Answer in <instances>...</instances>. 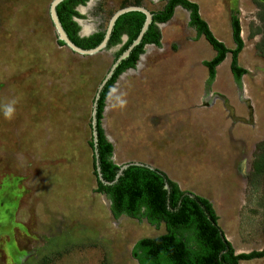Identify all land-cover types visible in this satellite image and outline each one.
<instances>
[{"label":"rangeland","instance_id":"rangeland-1","mask_svg":"<svg viewBox=\"0 0 264 264\" xmlns=\"http://www.w3.org/2000/svg\"><path fill=\"white\" fill-rule=\"evenodd\" d=\"M51 1L0 0V264H138L134 244L165 234L164 224L148 222L143 212L112 216L110 201L96 192L89 146L94 96L123 44L93 56L58 45ZM190 1L229 50L235 47L231 18L238 19L237 61L247 71L239 85L230 54L209 83L203 63L214 51L178 7L170 26L160 27V48L146 46L110 89L102 129L116 165L138 162L162 171L180 190L211 203L235 254L259 251L264 23L255 0ZM166 2L89 0L77 8L79 37L104 32L121 8L157 12ZM12 102L8 120L3 108ZM239 264H264V258Z\"/></svg>","mask_w":264,"mask_h":264},{"label":"trees","instance_id":"trees-1","mask_svg":"<svg viewBox=\"0 0 264 264\" xmlns=\"http://www.w3.org/2000/svg\"><path fill=\"white\" fill-rule=\"evenodd\" d=\"M88 1L66 0L56 8L59 21L68 38L77 47L84 50L95 48L104 36V32L95 33L86 38L78 36L80 29L74 19L82 17L76 7L83 6ZM254 3L259 9V15L264 23V0H255ZM177 7L189 12V26L194 28L197 37H203L214 51L212 59L203 63L208 72L209 83L213 82L216 68L224 62L228 54L231 56L230 72L238 85L241 77L247 73L238 65L237 61L243 48V41L240 37L239 21L235 16L231 18L232 41L235 47L233 50H229L215 39L208 25L201 19L198 5L195 3L188 0H167L162 10L151 12L153 21L142 42L116 69L102 90L98 101L99 166L103 179L108 182L114 179L119 168L112 161L113 147L106 139L102 129V117L108 93L121 74L135 68L139 57L144 54L145 46L153 45L160 48L161 34L157 25L167 23L173 17ZM144 19V15L141 13L133 12L123 15L117 20L107 49L121 44L124 36L127 37V40L120 47L114 60L137 37ZM262 34L264 37V27ZM57 44L63 46V43L59 41ZM89 146L92 147V142ZM262 159L259 168L256 166L257 174H264V156ZM93 174L96 176L94 159ZM165 182L170 188L169 193L164 190ZM96 185V192L104 194L110 201V212L114 218L121 215L136 218L143 212L148 222L164 224L165 234L156 238L141 239L134 244L131 255L138 264H239L264 258V248L247 254H235L231 244L222 236L223 232L217 224L218 218L211 203L194 194L193 198L185 195L189 192L180 190L175 182L158 169L151 171L143 167H130L115 185L103 186L97 180ZM186 234H188L187 237H185Z\"/></svg>","mask_w":264,"mask_h":264},{"label":"water","instance_id":"water-1","mask_svg":"<svg viewBox=\"0 0 264 264\" xmlns=\"http://www.w3.org/2000/svg\"><path fill=\"white\" fill-rule=\"evenodd\" d=\"M64 1H66V0H52L49 4L48 15H49L52 27L56 33L57 41L63 43V47H66L72 53H75V54L80 55V56H93V55H96V54L106 50L107 46H108V42H109L111 34H112V31L114 29V26H115L117 20L121 16L126 15L128 13H133V12L141 13L142 15H144L145 19H144L143 25H142L137 37L131 42V44L126 48V50H124L113 61V63L111 65V67L109 68L107 74L105 75L104 79L102 80V82L99 84V86L97 88V91H96V94L94 96V100L92 103L91 119H90L91 142H92L91 149H92L93 159H94V170H95V174H96L95 178L103 186L111 187V186L115 185L118 182V180L124 175V172L130 167H143V168L149 169L151 171L155 170V168H153L152 166L146 165V164H142V163H138V162H130V163H126V164H123L120 166L118 165V167H119L118 171H117L114 179L111 182L104 180L102 177L100 166H99L98 131H97V122H98L97 111H98V101L100 99V94H101L102 90L104 89V87L106 86V84L108 83V81L112 78L114 72L119 67V65L123 61L127 60L129 58L131 52L137 46H139L140 43L142 42L144 35L146 34L149 26L152 24L153 14L141 6H128V7L121 8V9L115 11L108 20L102 41L95 48L84 50V49L77 47L74 43H72L70 41V39L68 38L66 32L64 31V29H63V27L59 21L56 8ZM77 20L78 19H74L75 22H77ZM161 25H163V24H160V26ZM164 190L167 193H169V191H170V188H169L167 182H165V184H164ZM185 195L189 196L190 198L194 197V195L191 193L190 194L187 193ZM222 236H223V238L226 239L224 234Z\"/></svg>","mask_w":264,"mask_h":264},{"label":"clouds","instance_id":"clouds-1","mask_svg":"<svg viewBox=\"0 0 264 264\" xmlns=\"http://www.w3.org/2000/svg\"><path fill=\"white\" fill-rule=\"evenodd\" d=\"M14 103L15 102H12L4 106L3 114H4L5 119L11 120L14 117V113H15ZM125 104H126V101L122 100L120 103V106L123 107Z\"/></svg>","mask_w":264,"mask_h":264},{"label":"crops","instance_id":"crops-1","mask_svg":"<svg viewBox=\"0 0 264 264\" xmlns=\"http://www.w3.org/2000/svg\"><path fill=\"white\" fill-rule=\"evenodd\" d=\"M188 1H190V0H188ZM191 2V1H190ZM193 3V2H192ZM178 8V7H177ZM175 10H176V8H175ZM174 10V14H173V17L167 22V23H165V24H163V25H161V26H164V28L166 27V26H170V23L174 20V18L176 17V11ZM160 25H158V28H159V31H160V27H161ZM160 43H161V40H160ZM153 46V45H152ZM155 47V46H154ZM145 49V48H144ZM144 53H145V51H144ZM142 56V55H141ZM140 56V57H141ZM139 57V58H140ZM139 61V60H138ZM138 63V62H137Z\"/></svg>","mask_w":264,"mask_h":264},{"label":"flooded vegetation","instance_id":"flooded-vegetation-1","mask_svg":"<svg viewBox=\"0 0 264 264\" xmlns=\"http://www.w3.org/2000/svg\"><path fill=\"white\" fill-rule=\"evenodd\" d=\"M79 7V6H78ZM76 9H77V7H76ZM158 25H160V24H158ZM157 25V26H158ZM93 35V34H92ZM78 36H79V33H78ZM91 36V35H90ZM87 37H89V36H87ZM127 40V37L126 36H124L123 38H122V43L121 44H124V42ZM148 46V45H147ZM146 47V46H145ZM144 51H145V49H144Z\"/></svg>","mask_w":264,"mask_h":264},{"label":"bare ground","instance_id":"bare-ground-1","mask_svg":"<svg viewBox=\"0 0 264 264\" xmlns=\"http://www.w3.org/2000/svg\"><path fill=\"white\" fill-rule=\"evenodd\" d=\"M81 25V24H80ZM83 32V31H82Z\"/></svg>","mask_w":264,"mask_h":264}]
</instances>
